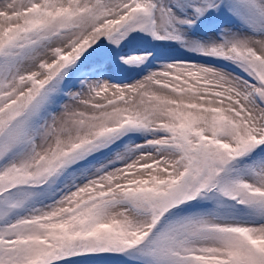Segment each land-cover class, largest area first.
Returning a JSON list of instances; mask_svg holds the SVG:
<instances>
[{
    "label": "snow or ice",
    "instance_id": "6c2138e0",
    "mask_svg": "<svg viewBox=\"0 0 264 264\" xmlns=\"http://www.w3.org/2000/svg\"><path fill=\"white\" fill-rule=\"evenodd\" d=\"M0 264H264V0H0Z\"/></svg>",
    "mask_w": 264,
    "mask_h": 264
},
{
    "label": "rangeland",
    "instance_id": "374dc122",
    "mask_svg": "<svg viewBox=\"0 0 264 264\" xmlns=\"http://www.w3.org/2000/svg\"><path fill=\"white\" fill-rule=\"evenodd\" d=\"M182 52V50H180ZM136 78H139L138 76Z\"/></svg>",
    "mask_w": 264,
    "mask_h": 264
}]
</instances>
